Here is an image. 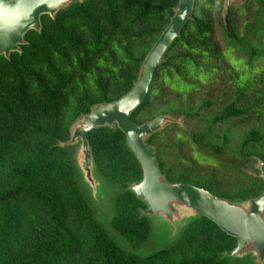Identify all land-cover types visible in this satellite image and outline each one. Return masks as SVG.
Wrapping results in <instances>:
<instances>
[{
	"label": "trees",
	"instance_id": "trees-1",
	"mask_svg": "<svg viewBox=\"0 0 264 264\" xmlns=\"http://www.w3.org/2000/svg\"><path fill=\"white\" fill-rule=\"evenodd\" d=\"M176 2L74 1L52 18L41 15L40 29L23 35L19 51L0 56V264H252L250 255L228 256L235 238L203 216L146 256L122 250L95 219L70 155L59 146L75 119L131 88ZM221 8L222 0L193 1L191 19L164 51L129 117L136 124L169 113L205 117L189 138L169 124L172 144L165 130L146 139L158 169L168 182L244 202L261 193V179L248 176L232 186L223 177L251 156L264 164V0L230 5L223 18ZM243 122L251 124L235 140L233 128ZM85 137L96 171L120 188L110 226L137 248L149 223L141 214L145 204L127 186L140 179V166L115 125ZM167 148L176 150L174 160ZM203 152L215 172L195 167L207 157Z\"/></svg>",
	"mask_w": 264,
	"mask_h": 264
},
{
	"label": "water",
	"instance_id": "water-1",
	"mask_svg": "<svg viewBox=\"0 0 264 264\" xmlns=\"http://www.w3.org/2000/svg\"><path fill=\"white\" fill-rule=\"evenodd\" d=\"M81 0H0V56L19 51L24 44L23 35L28 30L40 29L39 17L52 18L56 12L70 3ZM194 0H177L167 25L149 48L131 88L119 98L90 107L69 128V138L59 146L74 147L71 160L79 181L85 186L82 191L91 198L95 180L92 156L85 134L96 127L115 125L125 138V143L141 169L138 181L131 182L127 189L145 204L141 214L158 215L168 222L178 223L176 234L194 217L203 216L215 223L225 234L235 238L234 248L226 253L230 257L252 256V264H264V164L259 161V174L263 189L261 193L244 202H233L219 198L207 190L194 185L168 182L155 160L153 147L146 139L159 132L164 124H176L172 116L164 114L141 124L130 120V112L142 101L148 89L156 65L163 60V53L179 34L185 22L191 19ZM222 0L221 17L230 5H240L245 0ZM258 160V159H257ZM183 220V221H181Z\"/></svg>",
	"mask_w": 264,
	"mask_h": 264
},
{
	"label": "rangeland",
	"instance_id": "rangeland-1",
	"mask_svg": "<svg viewBox=\"0 0 264 264\" xmlns=\"http://www.w3.org/2000/svg\"><path fill=\"white\" fill-rule=\"evenodd\" d=\"M236 2L237 0H232L231 4H234ZM172 98L173 97H170V99ZM214 107L217 106H212L209 110H211ZM167 115L172 116V118L176 122V125L180 129L181 133L187 136L188 138L190 137L191 131L200 128L201 124L203 125V123L206 124L205 117H202V119L186 120L182 115L179 116L170 113ZM259 123L261 125L264 124V116L262 117ZM169 124L170 123L164 124L163 127L160 129V131L165 130L169 126ZM250 124L251 123L243 122L234 126L233 131H234L235 140L237 136L241 135L250 126ZM165 131H166V136L169 139V142L172 144L174 139L175 129L171 128ZM63 148L68 152L71 158V156L73 155L72 152L74 147L64 146ZM183 148L190 157L191 154L189 152L188 146L186 145V147ZM167 149L170 152L172 159L174 160L175 157L173 155L176 152V150L174 148H167ZM203 154H205L207 157L197 158V160L195 161V167L201 172V174L202 172L206 173V172H211L212 170H213L212 172H215V168L217 167L212 164V160H211L212 158H210L208 154L204 152ZM259 163L260 162L259 160H257L256 157L251 156L249 160L245 162V164L242 167L239 168V170L226 169L227 176H224L223 178L228 184L233 186L234 183L241 178L247 179L248 176L258 175ZM217 171L219 172V170ZM93 177L96 183L91 198H89L85 193L82 194L85 197V199L88 201V203L91 205L95 219L102 225V227L107 232V234L112 239V241L122 250L138 256H146L159 248H163L171 245L177 239L179 233L176 234V230L174 229L171 230L172 231L171 233H169V229L170 228L177 229L178 223L175 222L171 223L164 220L161 216L151 215L146 217L149 223V234L147 239L137 248L130 247L127 244V242L124 241V239H122V237L118 235V233H116L110 226V219L113 211L112 201H113V197H115V195L120 192L119 186L105 181L102 178V176L94 169H93ZM75 178L77 181L78 188L82 192V187L85 186V184L84 183L83 185L81 184L77 173H75Z\"/></svg>",
	"mask_w": 264,
	"mask_h": 264
}]
</instances>
